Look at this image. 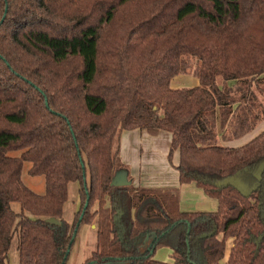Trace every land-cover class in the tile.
Wrapping results in <instances>:
<instances>
[{
    "label": "trees",
    "instance_id": "obj_1",
    "mask_svg": "<svg viewBox=\"0 0 264 264\" xmlns=\"http://www.w3.org/2000/svg\"><path fill=\"white\" fill-rule=\"evenodd\" d=\"M182 74L199 84L174 88ZM262 121L264 0H0V264L14 242L19 264H66L84 223L97 232L85 264H264V131L223 143ZM132 129L169 131L180 182L218 208L183 211L178 188L113 186ZM25 162L44 194L23 183ZM164 247L171 261L156 258Z\"/></svg>",
    "mask_w": 264,
    "mask_h": 264
},
{
    "label": "crops",
    "instance_id": "obj_2",
    "mask_svg": "<svg viewBox=\"0 0 264 264\" xmlns=\"http://www.w3.org/2000/svg\"><path fill=\"white\" fill-rule=\"evenodd\" d=\"M188 75L195 77L191 74ZM183 83H188V86L192 87L198 85L199 80L190 79L187 82L181 80L172 86L174 88L188 87L182 86ZM262 131H264V121L244 136L223 141V143L228 146H241L251 141ZM171 143L172 134L167 130H161L157 134H151L144 129L122 132L120 156L128 167V178L132 184L145 188H178L180 208L183 211L216 210L219 205L217 198L207 195L203 188L194 182L184 184L180 182V174L177 169L180 155L179 151H175L170 158ZM231 240L228 241L226 258L232 244ZM167 259L165 258L166 261Z\"/></svg>",
    "mask_w": 264,
    "mask_h": 264
},
{
    "label": "rangeland",
    "instance_id": "obj_3",
    "mask_svg": "<svg viewBox=\"0 0 264 264\" xmlns=\"http://www.w3.org/2000/svg\"><path fill=\"white\" fill-rule=\"evenodd\" d=\"M190 79L197 78L190 76L188 74H182L175 77L172 80V84L175 85L178 81L187 82ZM182 86H188V83H183ZM20 151L10 152V155L19 156ZM31 166L30 162H25L23 172H22V181L28 186L30 189L39 194H44L46 191V181L44 175L33 176L29 174L28 170ZM79 182H70L68 187V199L64 205L63 218L72 223L75 218V213L78 211L80 207V198H79ZM14 209H19L20 204L14 203ZM95 223L82 224L79 233L76 237L75 243L72 247L70 256L66 262V264H85L86 260L92 256V253L96 250L97 246V232L96 227H93ZM96 226V225H95ZM232 241V240H231ZM149 242H147L146 247H148ZM146 247L143 248L145 251ZM172 249L169 247H164L158 250L156 253V258L160 260L171 261ZM9 262L10 264H19L18 260V252L16 248V242L13 243L10 253H9ZM93 264H129L128 260H114L108 262L101 263H93Z\"/></svg>",
    "mask_w": 264,
    "mask_h": 264
},
{
    "label": "water",
    "instance_id": "obj_4",
    "mask_svg": "<svg viewBox=\"0 0 264 264\" xmlns=\"http://www.w3.org/2000/svg\"><path fill=\"white\" fill-rule=\"evenodd\" d=\"M132 183V181L128 178V171L123 169L120 170L118 172H116V174L114 175L111 184L113 186H125V185H130ZM225 183H232L233 185H235L236 187H238L241 191L245 192L247 191L241 183H239L237 180H235L234 178H229L227 180H225ZM52 222L57 223L58 220L56 219H50Z\"/></svg>",
    "mask_w": 264,
    "mask_h": 264
}]
</instances>
